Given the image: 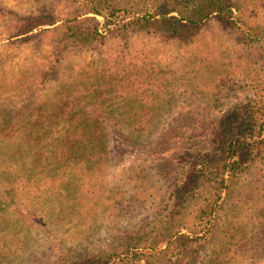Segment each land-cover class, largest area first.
Listing matches in <instances>:
<instances>
[{
	"label": "rangeland",
	"instance_id": "obj_1",
	"mask_svg": "<svg viewBox=\"0 0 264 264\" xmlns=\"http://www.w3.org/2000/svg\"><path fill=\"white\" fill-rule=\"evenodd\" d=\"M151 1L0 0V122L17 128L34 111L85 110L98 117L107 160L99 175L103 196L84 204L87 213L71 206L73 195L88 187L75 182V175L64 178L63 189L45 194L46 206L62 209L50 220L32 222L5 213L0 264H44L133 246L137 236L171 216L172 191L182 173L171 159L180 156L182 144H192L194 134L187 127L193 121L210 123L264 79V0H231L237 25L211 17L191 38L107 33L95 49L69 45L61 52L60 20L95 17L102 22L86 13L104 6L135 12ZM38 15L57 23L22 34L25 21ZM247 32L257 39L248 41ZM58 50L62 59L56 64ZM107 109L108 114L100 111ZM130 109L153 112L147 121L154 129L144 143L126 137ZM175 147L177 153L165 155ZM262 168L256 161L225 196L210 239L191 264H264V217L257 205L264 198ZM67 202L71 207L64 210Z\"/></svg>",
	"mask_w": 264,
	"mask_h": 264
},
{
	"label": "trees",
	"instance_id": "obj_2",
	"mask_svg": "<svg viewBox=\"0 0 264 264\" xmlns=\"http://www.w3.org/2000/svg\"><path fill=\"white\" fill-rule=\"evenodd\" d=\"M232 9L231 0H154L135 12L92 7L86 14L101 17L102 22L95 17H75L60 20L56 27L62 33L61 52L69 45L95 49L107 33L115 37L142 33L171 41L191 38L211 17L237 25ZM25 22L22 34L57 23L45 15ZM245 37L250 42L257 39L250 32ZM59 53L55 54L56 64L62 59ZM251 89L244 101L210 123L193 121L187 127L188 133L194 134L190 136L192 144H182L180 156L175 154L171 159L178 162L182 173L172 191L173 210L166 222L137 236L133 246L121 244L104 254H80L44 264H191L193 255L209 241L221 204L241 175L260 160L264 176V79ZM100 111L109 113L108 109ZM34 113L29 122L23 121L17 128L0 122V189L4 191L0 219L8 213L32 222L50 220L62 209L46 206L45 194L63 189L64 178L71 175H75V182L88 184L83 194L73 195L70 201L78 214L87 213L84 204L104 193L99 175H103L107 160L101 128L95 120L98 117L70 106L60 108L56 115L52 111ZM151 113L127 111L131 122L123 128L132 143H144L153 131V124L147 121ZM136 117L143 122L134 123ZM68 205L64 210L71 207ZM257 205L264 217V198Z\"/></svg>",
	"mask_w": 264,
	"mask_h": 264
}]
</instances>
